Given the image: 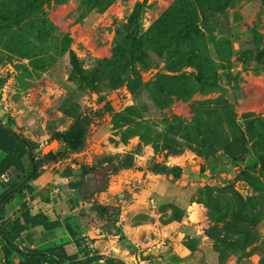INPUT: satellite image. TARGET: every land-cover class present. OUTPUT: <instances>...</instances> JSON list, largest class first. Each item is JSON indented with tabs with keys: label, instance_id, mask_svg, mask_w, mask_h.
<instances>
[{
	"label": "rangeland",
	"instance_id": "obj_1",
	"mask_svg": "<svg viewBox=\"0 0 264 264\" xmlns=\"http://www.w3.org/2000/svg\"><path fill=\"white\" fill-rule=\"evenodd\" d=\"M0 80V121L35 160L57 143L42 172L134 154L100 168L104 194L74 216L80 253L119 254L82 237L95 225L134 241L126 264H264V0H0ZM83 114L87 146L67 157L53 136Z\"/></svg>",
	"mask_w": 264,
	"mask_h": 264
},
{
	"label": "trees",
	"instance_id": "obj_2",
	"mask_svg": "<svg viewBox=\"0 0 264 264\" xmlns=\"http://www.w3.org/2000/svg\"><path fill=\"white\" fill-rule=\"evenodd\" d=\"M3 85L4 81L0 80V89ZM91 125L92 118L90 115L83 114L75 120L69 129L55 133L53 139L64 144L67 157L81 154L87 146ZM18 136L19 137L8 133L0 127V151L4 154V158L0 160V182H3V178L12 170L21 177L17 184L8 187L0 193V223L5 216L6 206L10 205L16 198L22 199L25 192L32 191L30 183L42 176L43 172L41 169L44 168L46 161L57 160V156L53 152H50L45 155L43 159L33 162L30 155L33 154L34 159L36 158L34 154L37 150L36 143L20 134H18ZM134 160L133 153L124 156L102 157L97 165L88 169L82 168V174L86 175L88 172L96 171L104 164H114L113 174H117L122 170L132 168L134 166ZM151 170L158 174H170L178 179L181 178L182 175V169L179 168L168 170L156 166ZM61 175L68 178L72 175V171L71 169H65ZM78 186L79 184H70L71 188H76ZM93 211L100 217H108L112 213L111 208L100 205L94 206ZM20 213V216L14 221H8L4 226L0 224V237L3 242L2 252L5 264H15L11 260L14 254L19 257L17 264H89L99 261H105V264H125L121 260L106 258L104 256L88 257L89 254L87 255V252H85L88 257L86 261L82 259L80 254L69 255L65 249V245L55 246L46 251H23L18 248L16 241L25 234L30 227L36 228L41 226L46 231L51 232L62 227V223L59 220L52 222L44 214L33 216L25 203L21 205ZM66 229L72 237L75 236L69 225H66ZM119 232L121 233L120 230ZM130 248L133 249V246ZM28 252L31 254L27 255L26 253Z\"/></svg>",
	"mask_w": 264,
	"mask_h": 264
},
{
	"label": "crops",
	"instance_id": "obj_3",
	"mask_svg": "<svg viewBox=\"0 0 264 264\" xmlns=\"http://www.w3.org/2000/svg\"><path fill=\"white\" fill-rule=\"evenodd\" d=\"M3 158L4 154L0 151V160H2ZM64 170L65 169L54 170L53 168H51L43 172L42 176L39 179L30 183L32 191L25 192L22 199H14L10 205L6 206L5 212L10 218L9 221H14L20 216L21 205L25 203L33 216L44 214L50 221L54 222L59 220L62 223V227L51 232L46 231L41 226L36 228L30 227L29 230L16 241V245L19 249L23 251H46L49 248L55 246L65 245V249L69 255L80 254L82 259L84 260L83 257L86 255V253H80L79 249L75 246L76 244H73L74 239L76 238L75 232L79 233V231L75 228V224H77V222L75 221L74 216H77L81 212L80 210H82L83 201L87 200V198L93 199L98 195L104 194L101 193V191L105 186L107 174L101 176L100 172L103 169L88 172L86 175H83L82 172L78 173L77 171L71 169L72 175L67 178L61 175ZM2 181L5 182L6 178H3ZM70 184H79V186L76 188H71ZM93 216L96 217L95 221L100 222L103 218H105L100 217L94 211ZM120 219L121 218L119 216V219L116 222H113V224H115L116 226L120 225V227L123 228V220ZM66 225H69L71 227L75 234L74 237L69 234L66 229ZM86 232L90 234L89 236L95 238V244H93V247H95V249L97 250L100 247L103 248L104 243L107 244V242L102 240L103 238L107 236L109 238H117V246L114 251H118L119 254H114L112 250L108 253L109 255H107L106 251H103L104 253H100L109 256H104L106 258H113L121 260L125 264L127 263L126 259H124L123 255H120V253L129 254L131 250L130 247L132 245L135 246V244H133L134 241L131 242V239L129 238L125 239L124 241L122 240L121 237H124V234L126 236V233H124V231V234H122V231L121 233L118 231L117 235L112 236L108 233H101L100 229L95 225H87L82 229V237L85 236ZM0 241H2L1 237ZM73 249H76V251L71 253ZM111 252H113V255ZM88 257L94 256L92 254H89ZM99 262L101 264H105V261Z\"/></svg>",
	"mask_w": 264,
	"mask_h": 264
},
{
	"label": "water",
	"instance_id": "obj_4",
	"mask_svg": "<svg viewBox=\"0 0 264 264\" xmlns=\"http://www.w3.org/2000/svg\"><path fill=\"white\" fill-rule=\"evenodd\" d=\"M0 127L3 128L6 132L11 133V134H14V135H16L17 137H19L18 134H17L15 131H13L9 126H7V125L1 123V121H0ZM56 144H57V143L55 142L53 145L46 147V148L44 149V153H45L46 155L49 154L50 151L52 150V148L54 147V145H56ZM30 156H31V160L34 162L35 159H34V157H33V154H31ZM34 168H35V166H34ZM14 172H15L14 170H12V171L9 172L8 175L10 176V179H9L8 181L0 182V193H1L3 190L7 189L8 187H10V186L15 185V184L18 183V181H19V175H17L16 172H15V173H16V174H15ZM26 254H27V255H30L31 253L28 252V253H26Z\"/></svg>",
	"mask_w": 264,
	"mask_h": 264
},
{
	"label": "bare ground",
	"instance_id": "obj_5",
	"mask_svg": "<svg viewBox=\"0 0 264 264\" xmlns=\"http://www.w3.org/2000/svg\"><path fill=\"white\" fill-rule=\"evenodd\" d=\"M100 174H101V176H103V173L102 172H100ZM102 179V178H101Z\"/></svg>",
	"mask_w": 264,
	"mask_h": 264
}]
</instances>
